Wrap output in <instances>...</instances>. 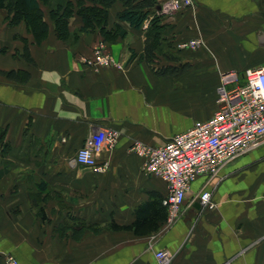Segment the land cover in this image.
Wrapping results in <instances>:
<instances>
[{"label":"crops","instance_id":"obj_1","mask_svg":"<svg viewBox=\"0 0 264 264\" xmlns=\"http://www.w3.org/2000/svg\"><path fill=\"white\" fill-rule=\"evenodd\" d=\"M170 1L157 0L141 29L118 18L117 2L108 29L119 24L127 33L113 41L86 30L77 14L69 42L50 23L38 41L0 10V264L8 255L20 264H158L155 251L163 249L176 253L174 264H264V144L218 180L195 181L172 227L167 184L144 173V159L130 150L207 121L222 74L244 80L247 69L264 66V0H193L162 14ZM190 41L201 45L179 48ZM100 43L121 68L83 62ZM103 128L121 137L100 154L104 170L96 171L75 157ZM205 190L216 211L203 210Z\"/></svg>","mask_w":264,"mask_h":264},{"label":"built area","instance_id":"obj_2","mask_svg":"<svg viewBox=\"0 0 264 264\" xmlns=\"http://www.w3.org/2000/svg\"><path fill=\"white\" fill-rule=\"evenodd\" d=\"M192 5L193 0H171L160 12L170 14ZM200 45V41H190L179 48L195 50ZM83 62L96 70L107 66L121 68L103 43ZM216 102L217 110L207 121H197L191 129L166 139L159 146L135 141L130 148L144 159V173L167 184L164 200L167 227L181 219L187 194L195 181L218 180L229 163L264 144V66L247 69L244 80L236 72L222 74ZM120 137L121 132L113 128L92 133L75 160L86 168L103 171L98 158L104 150H113ZM199 200L204 211L217 210L211 191H203ZM155 258L158 264H174L176 253L157 250ZM6 264L20 262L14 255H8Z\"/></svg>","mask_w":264,"mask_h":264},{"label":"trees","instance_id":"obj_3","mask_svg":"<svg viewBox=\"0 0 264 264\" xmlns=\"http://www.w3.org/2000/svg\"><path fill=\"white\" fill-rule=\"evenodd\" d=\"M117 2H121L124 6L118 18L136 29L143 27L144 22L158 5L157 0H76L75 2L73 0H0V10L5 12L11 26L24 22L38 41H41L50 29L45 9L48 10L49 18L55 25L56 34L65 42H69L72 38L69 23L76 14L83 18L86 30L100 33L106 41H113L116 37L127 33L119 24L113 30L108 29V11ZM149 36L146 61L152 63L156 59L154 53L156 33L153 32V35L149 34ZM12 74L9 73V76ZM161 219L164 220L166 217L163 215ZM159 226L155 225V229ZM135 230L139 233L138 226Z\"/></svg>","mask_w":264,"mask_h":264},{"label":"rangeland","instance_id":"obj_4","mask_svg":"<svg viewBox=\"0 0 264 264\" xmlns=\"http://www.w3.org/2000/svg\"><path fill=\"white\" fill-rule=\"evenodd\" d=\"M74 2L76 1V0H73ZM45 12H46V17H47V21L50 23V25L53 27V30L56 32V30H55V25H54V23L50 20V18H49V15H48V10L47 9H45ZM159 50H160V46H159ZM167 59V60H166ZM171 59H173V56L171 55V57H169V58H163L161 61V63H158V65H168L169 63H170V61H171ZM174 60V59H173ZM168 62V63H167ZM157 65V66H158ZM159 66V67H160ZM163 68H165V67H163Z\"/></svg>","mask_w":264,"mask_h":264}]
</instances>
